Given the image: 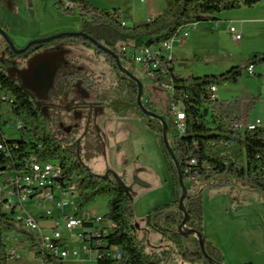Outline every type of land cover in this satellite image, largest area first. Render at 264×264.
<instances>
[{"label":"trees","instance_id":"trees-1","mask_svg":"<svg viewBox=\"0 0 264 264\" xmlns=\"http://www.w3.org/2000/svg\"><path fill=\"white\" fill-rule=\"evenodd\" d=\"M262 1L167 0V7L159 17L150 22L126 26L123 25L117 11L100 9L86 0H80L78 3L83 15L80 31L114 52L121 46L134 44L152 48L172 42L179 31L187 25L215 22L218 20L216 15L220 13L242 7L251 8ZM65 13L75 14L67 10ZM0 28L9 34V28L1 18V8ZM85 44L88 47L94 46L90 42ZM0 47L7 58L21 60L40 49L47 48L48 44L33 46L25 55L17 56L0 35ZM111 62L115 67V60L111 59ZM263 63L264 56H254L247 61L245 67L238 65L223 74L199 78L178 74L173 68V61L171 67H166L168 84L172 86L173 91L169 93L160 90L165 93V112H157L153 102H149L146 107L163 116L169 130L172 127L174 129L171 104H177V107L185 112V134L173 135L172 139L169 137L188 190L184 201L185 212L179 206L182 197L179 171L165 147L162 138L163 125L143 114L137 101V84L119 74L111 87L101 89L96 94L108 117L144 118L147 127L160 136V147L173 183L174 200L170 204L154 208L145 217V223L152 231L170 241L186 262L212 264L210 258L215 264H225L222 252L204 236L203 201L207 189L222 192L235 181L244 188L259 191L264 195V127L244 132L235 129L232 123L241 117V100H214L211 95L212 86L237 85L245 69ZM59 88L61 86L57 89ZM156 90L158 89L154 87L153 91ZM254 103L250 102V109L254 107ZM6 113L20 122L19 139L6 138L4 129L9 124ZM0 146L3 147L0 149L2 174L21 171L31 160L41 163L58 161V165L62 167L63 188L74 190L77 195V217H81L85 209L99 198L107 201L108 213L103 219L110 221L115 227L106 233L103 241L107 248L119 247L122 258L118 260L103 256L98 258L97 264H163L168 259L169 251L148 252L144 240L140 238L135 223L134 195L126 188L124 176H99L86 170L76 158L74 148H65L61 140L49 131L41 109L21 84L2 67H0ZM192 161H196V165H192V170L187 174L186 171ZM190 176H194V179L189 180ZM76 183L77 188H74ZM186 215L189 220L185 230H182ZM19 226L12 215L1 206L0 264H6L4 236L8 232L16 231ZM190 230L204 236L208 257L203 254L198 237L185 236V232ZM44 263L63 264L51 258H46Z\"/></svg>","mask_w":264,"mask_h":264},{"label":"rangeland","instance_id":"rangeland-1","mask_svg":"<svg viewBox=\"0 0 264 264\" xmlns=\"http://www.w3.org/2000/svg\"><path fill=\"white\" fill-rule=\"evenodd\" d=\"M86 1L92 4V0ZM116 1L118 0H97L96 2L110 6ZM1 2L5 3L7 12L14 13L15 20L10 18V22H15L14 26L25 22L27 14L31 12L29 10H33L35 18L40 16L43 28L50 33L46 37L37 39L60 33L77 32L81 27L82 13L66 14L63 9V0H0ZM12 2L14 5L11 4ZM259 5L248 14L250 18L258 19V22L242 27L233 24L238 31L242 32L241 41H236L227 29L219 33L208 22L199 23L197 30L190 28L188 31L191 41L200 52V58L219 61L223 57L228 58L227 61L219 62L236 63L245 67L250 58L263 57L264 3ZM9 35L17 48H23L30 42L21 39L18 35L11 33ZM50 49H56L60 53L61 66H66L70 71H76L82 75L93 76L94 85L88 87L84 84L88 83L90 78L70 75L67 79L70 80L72 87L65 88L56 98L47 94L46 99L40 100L35 91H32L31 95L35 103L43 108L46 115L48 114L49 131L61 138H71L75 134L76 146L72 148L76 152V158L90 173L99 176H124L123 182L126 188L134 195L133 208L138 220L146 217L154 208L173 202V183L160 147V136L147 127L144 118L108 117L105 108L96 98L99 90L109 88L117 81L119 72L115 71L103 55L95 54L93 49L85 46L79 39L55 41L48 44L46 50L50 51ZM121 62L124 68L142 83L144 105L147 106L149 102H153L155 110L164 113L165 93L160 90L153 91L155 87L153 82L138 65H132L125 60ZM0 67L6 69L12 76H20L24 70V63L22 60L7 58L3 54V48L0 47ZM182 67L186 68L185 65ZM255 72L258 76L249 77L245 69L237 85L218 86V95L224 101L256 97L253 100L255 103L249 118L252 121L259 119L264 123V63L256 66ZM184 74L188 73L184 71ZM42 81L46 82L44 78ZM246 83L249 84L248 88H244ZM244 91H247L249 96L245 97ZM6 119L9 121L4 129L6 138L19 139L21 137V132L18 130L20 122L9 113H6ZM169 132L171 139L173 135H177L173 127ZM64 147L70 146L65 143ZM50 162L58 163V161ZM74 188H77V183ZM203 203L204 236L208 237V241H215L220 245L219 247L214 244L224 255L226 263L264 264V195L232 181L231 187L223 189L222 192L217 189H207ZM25 206L28 211L38 214L36 203L32 200L25 203ZM256 209H259L261 214L256 213ZM87 211L91 214L92 211H98L101 216H104L108 213L107 201L99 198L85 209V212ZM65 212L70 213L69 209ZM61 214L62 212L57 213L58 216ZM62 233L69 238L70 246L81 247L78 237L73 233L65 230H62ZM153 233L159 236L158 233L154 231ZM6 234H15L21 242L25 241L29 244L26 246L31 252L36 251L35 239L23 234L20 226L16 231ZM139 235L141 236V232ZM149 238L151 242H154L153 236ZM163 264L192 263L183 262L178 258V260H166Z\"/></svg>","mask_w":264,"mask_h":264},{"label":"built area","instance_id":"built-area-1","mask_svg":"<svg viewBox=\"0 0 264 264\" xmlns=\"http://www.w3.org/2000/svg\"><path fill=\"white\" fill-rule=\"evenodd\" d=\"M78 1L80 0H63L64 11L82 13ZM262 2L264 3V0ZM194 25L196 24L187 25L179 31L172 42L158 47L121 46L123 60L132 65H138L153 82L155 88L172 93V86L168 84V74H163V66L148 62V52H156V58L168 59L171 67L175 45L182 44L189 38L188 30L193 29ZM229 32L236 41L242 39V33L231 25ZM247 72L250 77L256 76L254 66H250ZM211 95L212 99H219L218 86L211 87ZM171 116L177 135L185 134L186 115H181L175 103L171 104ZM232 126L244 132L264 127V123L259 119L250 120L245 113L240 119L234 121ZM0 149L3 147L0 146ZM192 165H196V161L190 163L187 174L192 170ZM61 179L62 167L58 163H41L37 160L28 162L21 171L3 174L0 172V204L6 212L12 215L22 230L29 232L30 236L35 239L37 255L42 262L46 258L64 262L68 259L80 258L82 253L95 254L97 260L103 256L120 260L122 258L121 249L116 246L107 248V244L103 241L106 233L111 232L115 226L110 221L104 220L103 216H92L89 211H84L81 217H77V195L74 190L64 189ZM192 179L194 176H190L189 180ZM31 200L36 203L38 214L27 210L25 203ZM66 209H69L70 213H66ZM56 211L62 212L61 216H56ZM62 230L75 233L82 244V249L68 246ZM20 243L22 242L15 234L4 236L6 262L21 260V253L18 249Z\"/></svg>","mask_w":264,"mask_h":264},{"label":"crops","instance_id":"crops-1","mask_svg":"<svg viewBox=\"0 0 264 264\" xmlns=\"http://www.w3.org/2000/svg\"><path fill=\"white\" fill-rule=\"evenodd\" d=\"M96 1L97 0H92V5L97 8L105 9L109 11H117L123 23L126 26H133V25L142 24L145 22H150L153 19L159 17L167 7V0H118L114 2L113 4H111L112 6L111 5L107 6V4H104V5L98 4V2ZM1 3H0L1 18L8 26L9 33L18 35V37L26 40L27 42L35 40L37 38L46 37L47 35H49L50 32L43 28V23H42L40 16H38V18L34 17L33 10H29L31 12L27 14L26 20L22 25L14 26L13 23L15 22L13 23L10 22L11 17H12V20H15V17L13 16L14 13L11 11L14 8L12 6L14 5V3L13 2L11 3L12 4L11 5L12 9L10 10L11 12H7L6 10L7 7L6 6L4 7L5 3H2V4ZM258 6L260 5L253 6L251 8L242 7L238 10L225 11L223 13L216 15L218 20H216L215 22H208V23L212 24L214 28L219 31V33L221 32L223 33L225 29L229 31V26L230 25L233 26V24L235 25L238 24L241 27L247 24H254L258 22V19L250 18L248 14L254 11L255 8H257ZM198 25L199 24L194 25L193 30H197ZM199 53L200 52L195 48V45H193L191 41V35H190L189 38L184 41V43L175 45L174 47V51H173L174 70L182 76H194V77L199 78V77H204L208 75H220V74L227 72L232 67L240 65L234 62H232L234 64H227L225 62L224 63L219 62V61H227L228 58L224 59L223 57L219 59V61L200 58L201 55ZM182 65H185L186 68H183ZM184 71H186L188 74L185 75ZM256 76L258 75L256 74ZM259 76H262V74H259ZM248 86H249L248 83L244 84V88H248ZM244 93H245L244 96L247 97L248 92L244 91ZM255 98L256 97L252 96L250 98L248 97L245 98L246 100H241L242 105H243V108H242L243 114L246 113L249 116L250 111L252 109H250L249 105L247 104H250V102L255 100ZM255 212L261 214V211L259 209H256ZM57 213L58 211L55 212L56 216H58ZM92 216H101V215L99 214L98 211H92ZM135 223L138 226V234H140L141 232V236L140 235L139 236L141 239L144 240V243L146 245V249L148 252L160 253L162 251H170V255L167 259L168 261L178 260V258L182 260L181 256L177 254L178 251L176 247L170 241L165 239L160 234L159 236L154 235L153 231L146 226L145 217L141 218V220H138L136 218ZM143 233H145V235ZM73 234L77 236L75 233ZM151 236L154 237L155 239L154 242L150 241L149 237ZM206 238L208 239L207 236ZM65 239L67 240L66 244L70 246L69 238L65 237ZM212 243L219 245L215 241H212ZM26 244L29 245L28 243H25V241H22V243H20L18 246V249L20 250L21 257H22L21 260L14 261V262H6V264H47L39 260V257L37 255V249L35 252H31V250L27 248ZM79 244L81 247H76V246L74 247L70 246V247L81 250L82 244L80 242ZM147 246H149L150 248ZM182 261L185 262L184 260ZM61 263L63 264H92V263L97 264V259H96L95 254L82 253L80 258L68 259ZM224 263L227 264L225 257H224ZM253 264H256V263L254 262Z\"/></svg>","mask_w":264,"mask_h":264},{"label":"flooded vegetation","instance_id":"flooded-vegetation-1","mask_svg":"<svg viewBox=\"0 0 264 264\" xmlns=\"http://www.w3.org/2000/svg\"><path fill=\"white\" fill-rule=\"evenodd\" d=\"M78 31H80V29ZM70 40H73V39H70ZM86 42H90V41L85 40L82 43L85 46H87L85 44ZM47 48L40 49L36 53L29 55L27 58L21 59L24 63V70L20 73V76L11 75L14 79H16L21 84V86L25 89V91L28 93V95L33 101L34 99L32 98V95H31L32 91H35V94L39 96L40 100L46 99L47 94H51L53 98L58 97V95L62 93L65 90V88L72 87L70 80L67 79V77H69L70 75H75L76 77L77 75H79L80 78L81 77L90 78L88 82L89 84L88 83H84V84H87L88 87H93L94 85L93 76L91 77L89 75H82V74H79V72L70 71V69L67 68L66 66H61L60 65V59H61L60 53L56 51V49H52V50L50 49L49 51V50H46ZM89 48L93 49L95 51V54H98L100 52L99 56L103 55L105 57V60L108 61L113 66L111 59H114V58L112 56L101 51L99 48L96 47V45H94L93 47H89ZM114 53L119 56L121 61L123 60V54L121 53V47H119L118 51ZM35 57H37V59L34 60ZM114 68H115V71L119 72V69L117 68V63L115 64ZM119 74L121 73L119 72ZM43 78L46 80V82L42 81ZM59 86H61V88H59L60 90L57 89ZM36 105L38 108L41 109L43 115L45 116L46 124L49 128L48 114L46 115V112H44L43 108L40 107L38 104ZM56 137L59 140H61L63 146L65 143L69 144L70 147L75 145V141H76L75 134L71 138H61L58 136ZM65 141H68V142H65Z\"/></svg>","mask_w":264,"mask_h":264},{"label":"water","instance_id":"water-1","mask_svg":"<svg viewBox=\"0 0 264 264\" xmlns=\"http://www.w3.org/2000/svg\"><path fill=\"white\" fill-rule=\"evenodd\" d=\"M0 35L4 39L6 44L9 46V48L13 51V53L16 54L17 56L25 55L33 46L50 44V43H53L55 41L62 40V39H84V40H88V41L92 42L94 45H96V47L99 48L101 51L112 56L117 63V68L119 69V72L121 74H123L124 76H126L127 78L133 80L137 84V86H138L137 101H138V105L141 108L143 114L147 117H150L151 119H155V120L159 121L163 125L162 138H163L165 147H166L167 151L169 152V155L171 156L172 160L174 161V163H175V165L179 171V181H180V186L182 188V197L180 199L179 206L185 212L184 201L186 199L188 190H187L186 184L184 182V175L182 173L181 165L179 164V162L175 156V153H174V151L170 145V142H169V133H170L169 131L170 130H169L168 123L164 119L163 116L157 114L154 111L148 110L147 107L144 105V103L142 101L143 92H144V87H143L142 83L140 82V80H138L136 77H134V75L130 71H128L126 68H124V66L122 65V62H121V60L117 54L106 49L101 44L96 42L93 38H91L90 36H88L87 34H85L84 32H81V31L72 32V33H60V34H57V35H54L51 37H47V38L35 39V40L30 41L23 48H17L14 41L10 37V35L6 31H4L2 28H0ZM35 59H37V57H35L34 60ZM188 220H189V217H188V215H186V218L182 223V227H181L182 230H185V226H186ZM136 227L138 228L137 225H136ZM22 233L27 235V236H30V233L25 231V230H22ZM187 235H195L196 237L199 238L201 250H202L203 254L208 257L206 250H205L204 236L201 233H199L197 231H193V230L186 231L185 236H187ZM209 261L212 264H215V263H213L212 259H210V258H209Z\"/></svg>","mask_w":264,"mask_h":264},{"label":"bare ground","instance_id":"bare-ground-1","mask_svg":"<svg viewBox=\"0 0 264 264\" xmlns=\"http://www.w3.org/2000/svg\"><path fill=\"white\" fill-rule=\"evenodd\" d=\"M145 48L148 47L145 46ZM148 62H155V65L163 66V74H167L166 67H170V61L166 58H156V52H148ZM177 108L180 110L181 115H185V112L180 107Z\"/></svg>","mask_w":264,"mask_h":264}]
</instances>
